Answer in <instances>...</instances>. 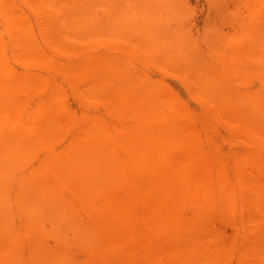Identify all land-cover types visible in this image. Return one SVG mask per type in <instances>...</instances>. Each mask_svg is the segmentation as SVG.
I'll return each instance as SVG.
<instances>
[{
	"label": "rangeland",
	"instance_id": "rangeland-1",
	"mask_svg": "<svg viewBox=\"0 0 264 264\" xmlns=\"http://www.w3.org/2000/svg\"><path fill=\"white\" fill-rule=\"evenodd\" d=\"M138 4L139 0H0V66L5 82L15 86L5 99L0 93L3 136L21 134L24 122L54 88L60 91L58 104L69 116L68 126L58 140L32 155L21 174H29L45 157L73 142L87 145L85 124L89 127L92 119L94 130L104 127L117 170L104 177L93 216L83 213L81 204L77 208L76 222L94 232L92 251L70 248V254L81 263H93L104 244H119L118 221L127 220L125 251L137 260L138 249L146 251L155 243L153 231L140 221V215L146 218L155 206L126 200L138 180L158 183L162 172L156 175L149 165L137 175L133 168L137 153L127 131L136 121L119 108L140 107V89H151L172 137L163 164L175 168L186 187L183 193L177 185L168 186L166 205L159 212L172 215L171 204L186 193L209 203L206 215H215L222 212L221 194L227 192L233 226L218 232L221 264H252L243 245L260 223L249 221L257 212L247 204L250 189L240 181L239 170L251 157L264 163V142L250 141L237 119L205 93L198 77L227 73L224 66L230 57L220 44L249 45L252 40L243 36L244 31L264 24V0H142L139 8ZM258 83L254 87L260 89ZM246 87L234 86L238 91ZM120 89L131 94L125 105ZM136 176L137 182L132 180ZM66 195L73 197L69 191ZM78 201L75 195V204ZM51 211L42 209L33 217L40 240L50 251L58 244L55 232L62 217ZM109 215L118 220L116 225L109 222ZM16 218V228H25V216ZM140 235H145L142 244ZM184 241L190 248L195 244L192 237ZM31 246L28 237L22 239L18 253L0 259V264H28L22 259ZM206 246L202 243V248ZM161 256L169 261L164 253Z\"/></svg>",
	"mask_w": 264,
	"mask_h": 264
},
{
	"label": "bare ground",
	"instance_id": "bare-ground-1",
	"mask_svg": "<svg viewBox=\"0 0 264 264\" xmlns=\"http://www.w3.org/2000/svg\"><path fill=\"white\" fill-rule=\"evenodd\" d=\"M139 4H142V0H139ZM139 4L138 8L141 7ZM244 32L243 36L252 40L246 47L224 42L220 44L230 57L229 64L224 66L227 73L221 72L220 77H216L211 72V75L198 78L205 93L225 113L237 119L250 141L256 139V142H264V24H253ZM1 45L0 42V55H3ZM101 80H104L103 75ZM255 81L259 82L260 89L254 87ZM238 84L249 88L238 91L234 88ZM14 88L5 82L0 66L2 97L7 98ZM59 92L56 88L52 89L30 119L24 122L22 133L16 137L3 136L4 110L2 102L0 104V145H3L0 146V259L18 253L22 239L28 237L32 251L22 259L23 262L27 260L28 264H221L222 238L218 232L233 226L232 203L227 192L221 194L222 212L215 215H206L209 203L195 197L189 198L186 193L171 204L172 215L165 217L159 212L166 205L168 186L177 185L183 189V193L186 187L175 168L163 164L168 158L167 148L172 137L166 129L162 105L156 99L153 101L154 94L149 88L140 89L138 93L140 107L119 109L124 113L128 111L136 121L127 131L129 145L134 144L137 153L136 166H132L137 175L149 165L156 175L157 171L162 172V179L158 183L132 177V180H138V185L129 191V199L126 200V204L147 201L155 206L146 218L142 219L143 214L140 215L141 223H146L153 231L155 243L146 251L138 249L136 260L134 254L125 251L127 231H124L123 225L127 220H113L109 215V222L112 219L111 222L116 225L118 221L119 244L110 247L104 244L93 263H81L71 256L70 248L92 251V228L75 220L79 204L83 213L93 216L97 211L96 204L104 177H112L117 169L107 131L101 125L94 130L92 119L89 127L88 123L85 124L89 130L87 145L73 142L63 151L45 157L42 164L29 174H21L32 155L46 143L58 140L62 130L68 126L69 116L58 104ZM129 95L130 92L120 89L119 97L124 105ZM111 164L115 165L111 167ZM239 179L250 189L247 204L257 212L249 221L260 223L245 241L243 253L252 264H264V163L251 157L239 170ZM67 191L73 194L72 199L67 198ZM75 195L79 198L77 204ZM42 209L52 210L51 213H56L57 217L62 216L59 217V230L55 232L58 244L51 251L43 246L33 219L35 213ZM19 214L25 216V228H16ZM144 236L138 237L140 244ZM188 237L195 242L191 248L184 241ZM202 243L207 246L202 248ZM163 253L166 255L164 257L169 258L168 262L161 256Z\"/></svg>",
	"mask_w": 264,
	"mask_h": 264
}]
</instances>
